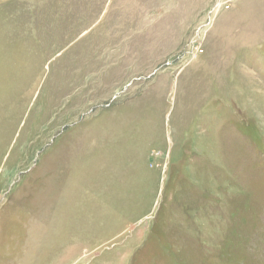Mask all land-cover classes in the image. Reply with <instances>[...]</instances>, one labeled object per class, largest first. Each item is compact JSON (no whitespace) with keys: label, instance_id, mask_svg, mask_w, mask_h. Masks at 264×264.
I'll use <instances>...</instances> for the list:
<instances>
[{"label":"rangeland","instance_id":"rangeland-1","mask_svg":"<svg viewBox=\"0 0 264 264\" xmlns=\"http://www.w3.org/2000/svg\"><path fill=\"white\" fill-rule=\"evenodd\" d=\"M0 264H264V0H0Z\"/></svg>","mask_w":264,"mask_h":264}]
</instances>
